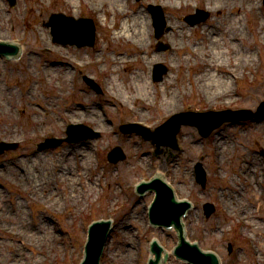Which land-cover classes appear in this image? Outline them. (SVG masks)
I'll return each instance as SVG.
<instances>
[{
    "label": "rangeland",
    "instance_id": "374dc122",
    "mask_svg": "<svg viewBox=\"0 0 264 264\" xmlns=\"http://www.w3.org/2000/svg\"><path fill=\"white\" fill-rule=\"evenodd\" d=\"M16 1V6L10 8L6 3V0H0V10L3 9L5 11L8 9L10 11L9 14L13 16L16 13L19 17L21 14H24L23 17L25 15L28 16L29 22L26 21V25L29 27L36 25L37 22L47 21L51 12L54 13L60 11L66 14H72L71 16L75 18L81 14L85 18H91L95 23L97 22L100 35L94 49H79L82 51L77 52L76 49L67 47L61 51L62 53L76 56L80 61L101 60V62L104 61L105 64H107V62H111L110 60L115 57L116 54L114 53H124L123 50H120L122 46L127 49L130 48L129 45L125 46L123 43L117 42L110 44L112 39L110 33L114 32L115 29L110 30L112 17L108 16V14L105 17L103 15L99 16L103 13V10L96 13L94 8L92 9V7L83 3H81L78 8H75L72 4H68L67 0ZM122 1L123 5L124 2H127L125 3V8L142 9V7H145L147 4L146 0H140L138 3L133 2V0ZM149 1L153 2V0ZM217 1L218 0H212V3H216ZM41 2L47 4L48 8L46 9L43 7ZM79 2H81V0ZM256 2L252 15L250 16L249 14V17L245 18L243 13H239V11H241L239 9L241 4L238 6L237 3L231 2L232 6H237L231 17H238L240 19L238 26L239 33L238 36L235 35L236 42L240 45L242 42L241 38H245L246 40L243 43L244 47L254 51L253 54L255 59V64L252 68L247 67L244 70L242 68V78L244 80L237 83L235 85L236 88L231 85L229 87L226 85L221 86L216 91L214 90L213 92H210L211 95L209 94L205 96L197 93V88H193L197 85V82L201 78V73L205 72V70L197 64H183V57L188 56V52L185 51V49L177 48V46L182 43V41L187 40L200 44L202 41L199 39L200 37L196 38L197 41H194L195 31H192L191 35H187L183 32V36L176 37L175 41L172 42V44L176 46V49L175 51L170 49L171 53H168L169 51L155 53L154 48L156 41L152 37V34H149L150 36L146 38L149 47L147 52L149 50V54H153L152 57H154V55L164 57L169 54L171 60L169 64L162 62L168 70L162 82L151 85V90L154 91V94L158 91L160 95V97L157 94L155 95L157 100H154L153 95L151 103H153V105L160 104V107H154L153 105L145 106L141 103H134L143 118L148 119L149 123L152 125L160 124L156 122L157 117L160 116L162 112L168 110V107H165L167 100L163 99L166 98L163 95L165 86L169 82L172 83L173 92L179 91V97L175 100L176 102L173 103V105L175 104L176 106H179L183 111L194 112L196 109L201 110L206 108H228L230 111H236L245 108L248 111L255 112L260 103L264 104V52L261 48V40L264 39V26L261 27V24H264V6L262 0H257ZM183 3L191 5L187 8L190 9L189 11H193L194 6L200 5V0H183ZM34 7L42 12L41 18H38L34 13ZM104 8L107 7L104 5ZM187 8L168 13L172 15L173 21L179 22ZM224 12L228 13L231 12V10L226 9ZM3 14H5L4 16L7 22L9 16L6 12ZM222 15H224V13L215 18L219 20ZM3 28L7 29H2L3 32L0 35L10 34L7 26H3ZM22 30L23 27L20 25L19 36H22ZM178 31H181V29ZM48 32L49 31L44 32V36L47 39H50V34ZM13 35L17 34H12V36ZM26 39L28 41L29 37L27 36ZM160 41L162 43L166 42V37H162ZM232 41L236 43L234 40ZM203 43H205V41H203ZM259 51L261 55L257 58ZM129 53H133L136 56L139 55L138 53H134V51ZM97 55H100V57L96 58ZM207 56H210V54ZM49 58H53V56H40L38 60L43 62L46 59L50 62ZM149 58L148 55L145 59L148 64L150 62L151 65L152 60ZM155 58L156 57L153 59ZM177 61L178 63H176ZM144 63H146L145 60L141 63L142 65H137L140 64L138 62L133 66L124 65L125 67L121 66L119 68L106 65L105 70L99 69L97 66L94 68V75L97 76L98 74L96 71L101 70L104 76L109 77V74L111 75L110 82L113 83V77L115 74H118L119 80L117 79L116 82L122 86H128L129 78L141 73H148L149 65ZM22 64L23 61L16 66L7 67L4 71L5 80L7 82L12 81L16 83L9 84L13 85L14 88L19 87L21 90H23V87L27 85L28 82V77L23 71ZM241 67V63H233L228 66V70H223V72L228 75L231 72L232 74H235L236 71L239 72L241 70ZM1 70H3L2 67H0V72ZM16 74H18V77L15 76ZM178 75L179 78H177ZM97 77L99 78L97 81H99L100 84L101 76ZM50 83L51 87H56L61 82L58 81V78L55 79L50 75ZM78 87L83 88V91L79 92ZM230 87V90L234 89L232 95L231 93H228ZM0 88H5L2 85V81H0ZM51 89V91L48 89V91L43 92L44 94H47L49 101L53 102V105L51 106L52 110L57 111L59 107L63 109L64 105L73 106L74 103L80 102L81 104H87V106H94L97 110L96 116L102 118L105 123L103 122L98 128H95V123H89L87 120H82V123H84L83 125L89 126L93 129L95 128L98 131L96 133L99 134V138L89 141L92 150L90 151L89 157H86V159L84 157L83 159V162H86V169L83 170L82 167L79 166L76 173H73V168L76 167L77 164L80 165V162L78 163L76 160L72 161L69 167H64L66 164L62 163L61 160L55 162L57 167H55L54 170H46L45 168L47 165L45 157H51V155L49 156L50 153H46L42 157L43 159L37 158L35 162L33 161L32 165H26L23 159L18 162V160H16L19 157L18 155L29 152L31 148L34 147L29 144H25L17 148L16 151L8 152L0 157V264H37V261L43 259V256L38 255V249L43 250L42 252L45 259V261H43L44 263L42 262L39 264H78L82 257L80 249L84 240V228L92 219L95 220L100 218H111L116 223V226L114 225L115 230L112 231V234L109 237V242L105 248L106 256L103 257V262H101V264H147L149 258V243L152 240H157L160 246L170 253V251L177 245V237L173 234L172 236H169L165 231V235H163V232L161 231L158 233L146 226L145 219H143V221L141 220L142 216L141 218H136L134 216L135 213L137 215H140L141 213L144 215L147 212V208L153 200V194L147 196L143 195L139 200L135 195L133 196L134 193L128 189V184L133 180H137L142 175L146 177L148 176L149 178L151 175H147L146 173H153L155 170L153 167L157 165L159 159H162V155L165 154V152L162 151L164 149L168 150V154L166 153V157L163 159H170L171 154H174L175 150L162 146L160 147L157 157L152 159L149 155L154 152V146L149 144V142H141L143 147H140L137 143L140 142V139L136 137L128 139L127 136H122L118 132V126L125 122L132 121L136 119V117L123 111V108L119 106V104L112 102L104 92L103 95L99 96L90 91L87 86L83 85L82 87L79 82L74 80L72 85L68 83H66V85H61V94H56L55 89ZM170 89L168 90V93L170 92ZM182 89L185 92L184 94L180 93V90ZM15 93L17 98L15 97ZM15 93H12L14 97L13 101H7L10 103L9 108L11 109V112H6L7 108H4V103L0 101V131L4 132V139H15V137L26 138V136L31 135L33 131L34 134L54 130L58 133L59 129L62 127L61 122H67V114L69 112H51V114L44 116V119L39 118L40 120H43L46 125L40 126V130L36 131L35 129L37 127L31 125V121L28 117L29 112L25 114L23 112H14L15 108H17L16 106H18V99H21L19 92L16 91ZM66 93L70 96L67 100L62 98ZM124 93H126V96L129 99H133L135 91L131 87H126ZM55 95L58 99L53 98ZM216 95L228 99L226 100L222 98V100H218L216 98L218 96ZM37 96L38 98L40 97V95ZM89 97H91V99L87 101ZM230 99L231 102H229ZM25 102V99H22V108H24L26 104ZM189 105L192 107L187 109ZM85 112H90V108L85 110ZM36 113L41 114L40 112ZM74 119L76 120V118ZM91 119L95 120V118ZM253 122L254 121L240 122V124L234 125L235 127L229 123L223 124L220 128H217L211 135H209L207 139L200 138L194 128L182 127L176 136L182 155L178 159L179 161H177V165L171 167V169L164 174L167 182L174 187L176 190L175 193L178 196L182 199L189 200L194 206H198V210L189 212L191 213L189 217V219L191 218V221H184L186 224L184 228L187 239L191 243L197 242V244L201 245L203 250L217 254L220 258V264H232L230 261L234 259L233 252L235 251V247L239 245L243 247V250L240 252V260L236 264H255L254 262L264 264V211L262 210L263 215L259 216V218L254 217L257 212L258 203L264 202V194L258 196L255 192L253 193V190H257V185L261 184V186L264 187V173L262 172V178L259 175L262 167L259 157L260 153H264V120L257 122L259 124L258 126ZM114 133H117V135ZM180 136L182 137L180 138ZM219 138L227 140L228 146L230 147L229 151L225 153L219 151L218 147H216V139ZM39 140L40 139L37 141ZM115 146H120L125 154H127L126 163L119 164L117 168L106 162L105 155ZM51 153H53L54 156L62 154L61 149ZM219 157H221V159H218ZM140 158L147 160V164H145L146 166L143 168L136 164L140 162ZM245 160L253 162V166L256 168L257 176L259 177L256 184H253L252 186L246 183L243 184L241 176L242 172L240 169L243 168V165L241 164H243ZM43 161L45 162L43 163ZM197 162H201L206 171V190L205 188L202 189L197 186L194 180V163ZM218 164L219 167L216 168ZM5 165L10 166L9 169H6ZM17 167H20L19 169H21L22 172L25 169V171H27L29 169L27 167H30L32 171L25 172V174L32 173L31 176H40L41 179L44 180L42 192L34 187L33 179L31 178L32 182L30 181L31 185L29 189L35 188L36 192H32L29 189L25 190L23 184L24 181L20 174L22 172L16 170ZM89 167H91V170L88 172L87 168ZM63 168L68 169L71 174L69 175L66 172V174H68V176L65 177L66 181L60 183L52 180L51 177L53 171L54 173H58ZM186 170H188L187 173L189 172L188 175L185 172ZM90 177L91 179L94 178L93 180L95 184L93 187L96 189L95 195L91 196L89 199H81L70 193V189L78 188L79 191L83 186L89 183L91 184ZM45 181H50V184H45ZM53 192H56L55 195L50 196ZM228 194H231L233 198H235V201L241 199V201H239L243 205L240 207L242 208L241 213L245 212L242 215V218L250 223L253 222V226L256 225L257 227L262 228V232L260 233L251 231L247 228V237L255 239V243L259 250L258 252L256 251L257 254L250 252L246 247L245 242H243L244 238L239 237L242 219L240 217L239 219H235V216L240 213L237 211V204H229L223 201V199L229 200V198H227ZM60 197H64V199L62 200ZM207 203L212 204L216 208V211H214L213 215L209 218H205L203 213L204 205ZM19 204L22 205L21 211L23 215L21 217H17V215L21 213L19 212ZM42 204H44V206H42ZM131 213L133 214L131 215ZM129 214L131 217L134 216V218L127 222L125 230L127 233L131 231L133 236L131 239H124L120 235V232H123V230H121L119 224ZM39 217L49 220V223H51V226L53 227V235L57 239L54 246L59 248V252L58 254H54L56 255V258L53 261L49 260L46 250L47 245L53 246L49 243V239L42 240V236L38 240L35 238L36 236L29 235L31 231L28 232L29 234L23 232L24 228H27L28 230L36 228L40 222ZM29 222H32L33 225L30 226L28 224ZM230 230L233 231L227 232ZM2 231L7 232L3 234L1 233ZM12 233H18L19 235L17 237L12 236ZM22 233H25L26 235L22 237ZM45 243L47 245H45ZM31 245L33 248L29 247ZM231 248L232 250L229 252ZM18 252L22 253V260L19 257ZM110 253L111 255L109 256ZM169 258L170 259L166 264H182L181 261L175 260L172 254Z\"/></svg>",
    "mask_w": 264,
    "mask_h": 264
},
{
    "label": "bare ground",
    "instance_id": "6f19581e",
    "mask_svg": "<svg viewBox=\"0 0 264 264\" xmlns=\"http://www.w3.org/2000/svg\"><path fill=\"white\" fill-rule=\"evenodd\" d=\"M80 0H68V3L72 4L75 8H78L80 6L81 3L83 4H87L88 6L92 7V9H95L96 13H99L100 11L103 10V13H101L99 16H101L102 14H104V17L108 14L112 17V25H111V29H115L114 32H112V43H123L125 46L129 45L132 46L134 49H137L138 52H141L145 49V47L147 48V39L146 37L149 36L150 34V27L152 24V16L150 14L149 11H139V10H135V8H121L122 7V1L121 0H111L109 2L108 8L107 9H103V4L104 1L103 0H81V2H79ZM206 1V0H205ZM221 1H223L224 3L221 4ZM257 0H218L216 3H212L210 0L209 2L206 1L205 2V9L208 12H212V11H217L218 10H226V9H230L232 7V3H237L238 6L241 4L240 6V13H243L246 17L249 16V14H252L253 9L256 6V2ZM232 2V3H231ZM161 5L163 8L166 7V9L176 12L181 10L182 8H187L191 5H187V3H183V0H158L157 5ZM98 5V6H97ZM125 5V2H124ZM115 6H117V9H114ZM119 8H121L120 10H118ZM118 10V11H117ZM250 12V13H248ZM0 20H3V17L1 16ZM168 27H170L171 31L172 30H176L177 28L181 29L179 33V37L183 36V34H187V35H191V30L188 29V26L181 24L179 22L176 21H172L169 20L167 21ZM211 28L207 29L206 27H201L200 30L195 29V32H198L200 34V36H202V41L199 43H195L193 41L187 40L185 41V43L182 44H178V47H182V48H187L191 53L194 54L193 58L190 60L189 58H187L184 61H182V63L187 64L189 62H193L195 64H200L203 67H205V72H203L202 76H200V80L197 82V85L195 87H193L194 89L197 88V93L199 94H203V95H211L210 92H213L214 90L216 91L217 89H219L221 86H232V82L229 78V75L227 73H224L223 70H226V66L227 65H231L233 63L239 64L241 63L242 67H249L252 68L254 66V51H251V49L249 48H245L240 47L238 44L234 43L232 40L235 39V35L237 36L239 33L238 30V26H239V20L237 18H232L230 19L229 17V13H224V15H222L219 20L214 19L212 20V22H210L208 24ZM113 26V27H112ZM264 24H261V27H263ZM183 28V30H182ZM186 28V29H185ZM200 28V27H198ZM184 32V33H183ZM172 35V34H171ZM170 37V36H169ZM171 40L176 39L175 36L170 37ZM242 42H245V38H241ZM195 41V40H194ZM203 41H205V43H203ZM241 44V43H240ZM261 48L263 49L264 52V39L261 40ZM57 50V48H56ZM224 50V52L222 51ZM116 54L115 57L112 58V60H110L113 65L117 68L121 67V65H125L126 62L128 63L130 60V58L135 59V56L130 55L128 53L125 54ZM208 54H210V56H207ZM152 57V56H151ZM156 57V56H154ZM212 57H218V58H212ZM157 59H161V57H157ZM168 58H165L163 60H167ZM185 59V58H184ZM222 61H221V60ZM33 62H38V58H34ZM1 62V61H0ZM147 64V62H146ZM206 66H209L208 69L206 68ZM59 70L61 71V74L64 75L65 79H68V76L70 75V73H68V70L59 68ZM116 72V70H115ZM221 74H220V73ZM141 73V72H140ZM117 79L119 80V75L115 74V76L113 77V83L111 82L109 87H110V92H112V96H121L122 93L124 92V90L129 87H131L133 90H135V93L137 95L138 98H141L140 101H145V104L150 105V100H152V95H154L155 100H157L155 94H153V90L150 82H149V72L148 73H141L138 75H135L131 78H129V85L128 86H122L121 84L117 83ZM172 83L169 82L166 86L165 89L168 91L169 88L171 87ZM171 90V89H170ZM231 95L234 93L232 90H230ZM254 92V91H253ZM13 90L11 88H0V101H2L4 103V108H8L9 103L7 101L11 100L13 97ZM177 93V92H175ZM229 93V92H228ZM252 93V92H251ZM124 94V93H123ZM125 95V94H124ZM166 97L168 98H163L166 99L167 102L165 103V107H168V111L169 112H164L165 115H168L170 113H172L171 111H173L176 107L175 105H173V103H175V100L177 99L178 95L173 94V92L171 93H166L164 94ZM222 95V94H219ZM218 96V95H216ZM136 96L133 97V99L137 98ZM218 98H221L220 96H218ZM223 99H228V98H223ZM122 100V98L120 99ZM13 100H11L12 102ZM130 100L128 98L123 99L121 102H123L124 104H131V102H129ZM229 102H231V99L229 100ZM229 104V103H228ZM177 109V108H176ZM9 110V108H8ZM30 112H35V110L31 109ZM133 113H137V112H133ZM175 113V112H174ZM71 117H77V119H79L80 117L77 115L75 112H71ZM82 115H84L86 118L91 119V118H95V120L97 121V124L103 123V120L99 117H96L97 112H88V113H83ZM39 118L42 117H36L34 124L36 125V123H42V120H40ZM43 119V118H42ZM256 126H258L259 124H255ZM4 133H1L0 136L3 137ZM216 147H218L219 151H221L222 153H225L227 151H229L230 147L228 146V142L227 140H223L221 138L216 139ZM91 144L90 145H86V143H82L81 145L78 144L73 148H68L65 150V152L61 155H56L54 156L53 153H50L49 156L51 155V157H45L46 158V165L47 167L45 168L46 170L48 169H55V167H57V165L55 164V162H59L62 160V163H65L66 165H64V167L66 166H70L71 162L74 160H80L81 163L80 165L77 164L76 167L73 168V173H76V170L79 169V166L82 167L83 170L86 169V162H83V159L85 157H89L90 151L92 150ZM165 150V151H164ZM162 152H165V154H168V150L164 149ZM88 152V153H86ZM221 153V154H222ZM163 154L162 156L165 158L166 155ZM44 155H40L39 159H43ZM36 158V160H37ZM25 161H27V159L25 158ZM177 158L176 156L173 157L172 159H168L166 161L161 160L159 163V165L157 166V169L155 170V173H158L161 177L163 176V173L165 174L166 172L169 171V169H171V167H175V165H177ZM45 161H43L44 163ZM141 163H146L145 159H142ZM243 168L240 169L241 176L243 179V182L246 184H254L256 183L257 180H259V177L257 176V171L256 168L253 166V162H248L247 160H245L243 162ZM241 167V166H240ZM88 172L91 170V167L87 168ZM86 170V171H87ZM31 171V169L24 171V172H28ZM188 170H186L185 172L187 173ZM66 172L70 174L69 170L66 168L61 169V171H59L58 173H52V180L56 181V182H65L66 181ZM30 173V172H29ZM189 173V172H188ZM187 173V175H188ZM21 176L23 177V174L20 173ZM32 174V173H31ZM260 177L262 178V169L259 172ZM33 179V185L34 187L38 188L39 190H41L42 192V188H43V184H44V180L41 179L40 176H34L32 175ZM91 180V184H87L85 186H83V188L78 191L77 189H70V193L74 194L77 198H81V199H85V198H90L91 196L96 194V189L94 186L95 182H94V178L91 179V177L89 178ZM261 181V180H260ZM32 182V181H31ZM45 184L49 185L50 181H45ZM89 185V186H88ZM257 190H253V193L255 192L258 196H261L264 194V187L261 186V184L257 185ZM32 192H36L35 188L34 189H29ZM56 192H53L50 194V196L55 195ZM65 197V196H64ZM64 197H60V199H64ZM61 200V201H62ZM60 201V200H59ZM230 203L232 204H237V206L241 207L243 206L241 202V200H237L235 201V199H231L229 200ZM20 209H19V213L17 215V217H21L22 214V205L19 204ZM258 207V213L261 214V211H264V202L262 203H258L257 205ZM262 208V209H261ZM133 213H131L132 215ZM131 215H127L122 222L119 224V226H121V230H123V232H120V235L125 239H131L132 232L129 231L127 233V231L125 230V226L127 224L128 221H131L134 216L136 218H141L142 216V221L143 219H145V216L142 215V213L140 215H137L135 213L134 216L131 217ZM137 215V216H136ZM131 217V218H130ZM255 218H259L258 216H255ZM39 224L36 226V228H34L33 230H28L27 228H25V230L23 232L29 234L28 232H30L29 235H33L36 236V239H40L42 236L43 238H41L42 240H46L49 239V243L52 244L53 246L47 245L45 243V245H47L46 250L48 255H50L51 259L53 260V258L56 256L54 254H58V247H55L54 245L56 244V238L53 235L52 229L53 227L51 226V223H49V220L39 217ZM146 220V219H145ZM250 226H253L251 223L249 224ZM118 226V227H119ZM258 228V227H255ZM120 229V227H119ZM159 233V232H158ZM169 236H172V233H167ZM166 234V235H167ZM171 234V235H170ZM163 235H165L163 233ZM162 235V236H163ZM46 237V238H45ZM44 245V246H45ZM43 250L38 249L37 252L38 255L43 256V259L37 261V264L42 263L43 261H45L44 259V255H43ZM259 250H257L258 252ZM19 253V252H18ZM129 253V252H128ZM21 254V255H20ZM18 255V254H16ZM111 255V253L109 254V256ZM19 257L22 260V253H19ZM36 261H32V262H36ZM31 262V263H32ZM44 263V262H43Z\"/></svg>",
    "mask_w": 264,
    "mask_h": 264
},
{
    "label": "water",
    "instance_id": "95a60500",
    "mask_svg": "<svg viewBox=\"0 0 264 264\" xmlns=\"http://www.w3.org/2000/svg\"><path fill=\"white\" fill-rule=\"evenodd\" d=\"M141 198V197H140ZM187 200V199H186Z\"/></svg>",
    "mask_w": 264,
    "mask_h": 264
}]
</instances>
